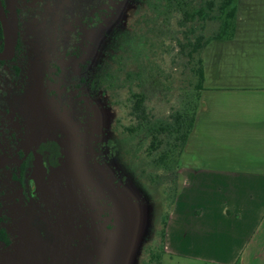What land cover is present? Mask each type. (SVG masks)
Instances as JSON below:
<instances>
[{"label": "rangeland", "instance_id": "1", "mask_svg": "<svg viewBox=\"0 0 264 264\" xmlns=\"http://www.w3.org/2000/svg\"><path fill=\"white\" fill-rule=\"evenodd\" d=\"M206 1L211 0L193 3ZM96 2L75 0L67 10L80 15ZM7 3L14 35L31 43L19 58L30 69L27 73L36 71L28 64L47 66L44 95H65L70 107L51 105L65 122L61 146L68 166L51 175L48 192L37 198L41 213L38 206L27 207L11 183L7 197L0 196V217L7 219L12 241L8 248L0 244V264H157L151 253L161 250L162 221L178 197L179 177L153 164L146 133L128 131L136 123L132 95L146 94L153 119L180 109L195 90L197 65L179 51L177 41L191 27L196 30L191 38L209 37L220 20H196L182 28L181 14L169 13L167 0H101L99 17L80 18L63 40L54 36L58 27L47 35L38 18L32 19L30 40L16 14L31 2ZM240 7L243 15L250 14L251 24H264V0H253L251 6L242 0ZM30 104L27 95L23 105ZM8 118L17 125L12 114ZM165 264L187 263L166 258Z\"/></svg>", "mask_w": 264, "mask_h": 264}, {"label": "crops", "instance_id": "2", "mask_svg": "<svg viewBox=\"0 0 264 264\" xmlns=\"http://www.w3.org/2000/svg\"><path fill=\"white\" fill-rule=\"evenodd\" d=\"M241 1L235 37L202 53L204 90L163 264H264V24H251Z\"/></svg>", "mask_w": 264, "mask_h": 264}, {"label": "trees", "instance_id": "3", "mask_svg": "<svg viewBox=\"0 0 264 264\" xmlns=\"http://www.w3.org/2000/svg\"><path fill=\"white\" fill-rule=\"evenodd\" d=\"M31 4L25 5L24 9H18L16 18L22 19L20 26L27 33L28 39L31 40L29 26L30 21L38 18L39 27L45 26L47 35L52 33V27H58L59 33L54 36L59 40V36L68 31L71 35L73 28L76 27L80 18L90 15L99 17V9L101 7V0L96 4L90 5L87 11L80 15L71 16L67 10L75 0H29ZM238 0H221L215 2L214 0L206 1V5L196 6L193 0H167L168 12H176L181 14L179 21L180 27H186L189 23H194L196 20L203 22L220 20L218 30L211 36L206 37L200 34L191 38V33L196 30L191 27L190 34H186L184 38L178 39V49L182 54H185L190 60H196V67L194 74L197 78V84L194 92L187 94L186 99L183 100L180 109L174 111L167 118L153 119L150 115L147 106V97L145 93H134L132 95L131 115L136 123L128 127V131L134 133H146L151 138V143L148 147V154L155 156L153 164L161 169L174 173L179 177V169L182 165V157L187 146L190 135L192 134L198 108L200 105L201 94L204 90L205 82V67L202 56L204 48L212 41L232 40L236 34L237 14H238ZM5 6H8L7 2ZM217 9V11L215 10ZM90 10H93L89 13ZM210 10V11H209ZM7 13L11 19V11L8 7ZM90 20L93 18H89ZM37 26V25H36ZM51 27V29H48ZM21 29V28H20ZM45 32V33H46ZM19 33V32H18ZM37 34V33H36ZM19 33L15 38V53L13 58L18 59L23 56V53L29 50L24 45L27 40L22 38ZM183 40H188L185 44ZM187 46H190V51L185 53ZM3 48V31L0 25V50ZM196 56H198L196 58ZM17 72V71H16ZM54 163V162H53ZM57 168L54 173L55 176L62 173L68 166L64 147L57 145V155L54 163ZM28 185L25 184V187ZM26 194H29L26 191ZM169 213L162 221L161 237L162 245L159 253L152 252V260L157 261V264H163V256L166 253V232L168 225ZM4 219L0 218V241L5 246H10L11 239L6 227L3 225Z\"/></svg>", "mask_w": 264, "mask_h": 264}, {"label": "flooded vegetation", "instance_id": "4", "mask_svg": "<svg viewBox=\"0 0 264 264\" xmlns=\"http://www.w3.org/2000/svg\"><path fill=\"white\" fill-rule=\"evenodd\" d=\"M2 1L7 12L8 6H5L7 0ZM7 16L11 26L8 13ZM11 33L15 53L12 26ZM13 56L9 60L0 61V196L7 197L11 183V190L21 194L25 205L31 209L38 206L40 212L43 206L40 201H37V198L42 193H35V182L31 179L35 158L34 150L43 156L44 163L48 168L49 189L50 177L57 170L53 163L57 155V145H63L66 138L65 122L50 109L51 105L55 106L57 103L58 107L66 111L70 107V103L65 95L59 97L55 91H49L44 95L42 88L45 86L44 80L47 76L45 72L49 70L47 66L39 63L28 64L32 68L35 66L37 71L31 70L32 75L30 76L27 73L30 69H26L27 67L21 59H14ZM35 78L37 79L35 80ZM27 95L31 98V104L25 107L23 101ZM17 99L22 100L21 105L17 104ZM7 114L13 115L17 125H13L14 120L5 119ZM25 184L28 186L25 187ZM26 191L29 194H26ZM3 219L4 222L7 220ZM0 244L5 248L9 247L5 246L2 241Z\"/></svg>", "mask_w": 264, "mask_h": 264}, {"label": "water", "instance_id": "5", "mask_svg": "<svg viewBox=\"0 0 264 264\" xmlns=\"http://www.w3.org/2000/svg\"><path fill=\"white\" fill-rule=\"evenodd\" d=\"M0 22L4 34V48L0 52V61L9 60L14 55V42L11 33V26L7 16L3 1L0 0ZM34 162L31 179L35 182V193H45L48 191L49 171L44 163L43 156L34 150Z\"/></svg>", "mask_w": 264, "mask_h": 264}]
</instances>
